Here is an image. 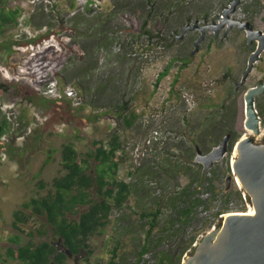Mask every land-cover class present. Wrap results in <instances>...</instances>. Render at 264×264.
<instances>
[{
    "label": "rangeland",
    "instance_id": "1",
    "mask_svg": "<svg viewBox=\"0 0 264 264\" xmlns=\"http://www.w3.org/2000/svg\"><path fill=\"white\" fill-rule=\"evenodd\" d=\"M3 1L20 15L18 26L0 35V47L2 43L12 45L13 49V55L9 56L0 49V83L18 87L8 94H0V119L4 116L16 119L20 111L28 109L30 120L21 119V127L15 126V135L9 134L1 139L6 143V151H0V200L5 201L9 191H14L17 196L9 207H0V216L6 227L3 226L6 231L0 234V254L4 252L6 242L13 239V232L17 231L14 229L15 213L32 198L51 194L53 181L64 175L61 165L63 146L73 143L85 155L92 151L95 141H107L114 134H118L122 142L118 180L130 185L132 193L121 210L114 209L110 224L91 238L92 255L83 264H111V251L118 241L117 264H137L138 253L148 242L149 221L152 220L151 217L137 220L133 225L137 214L161 211L159 224L150 239L155 247L144 256L143 263L158 264L161 253H174L179 242L186 245L195 238V247L223 223L225 215L248 213L253 209L235 179L229 190L226 186L227 178L233 175L237 143L244 137L254 136L245 128L244 101L247 92L259 81H264V53L247 84L236 90L258 43L249 48L247 34L238 28H233L225 38L226 28L217 38L208 31L200 44V51L193 55L194 42L200 33L191 30L183 40L178 38L183 31L182 25L203 28L220 23L223 9L230 7V1L234 0H156L161 13L150 19L148 28L153 30L156 23V30H159L165 24L164 35L173 37L174 32L178 34L174 40L169 38V45L173 47L157 50H151V42L146 36L133 37L125 23L126 16L130 14H141L142 19L145 17L146 11L137 9H141L138 6L146 0H98L100 4L92 9L95 18L104 15L103 25L105 16L116 13L111 17L107 41L97 45L90 58L97 62V70L93 74H84L82 67L85 62L80 61L82 54H75V64H70L69 70L64 72L58 62L52 61L51 54H46L47 50L39 55L40 51H32L29 45H18V42L26 43L28 40L26 29L46 28L47 31L38 38L53 32L55 35L48 41L47 48L54 47L57 54L63 51L59 41H65V50L73 39L77 40L75 50L84 46L93 48L100 37L102 23L91 21L79 25L74 38H68L71 32L61 30L62 20L67 21L75 13H84L91 8L86 0H37L35 4L31 0ZM255 2L241 0L231 18L248 22L253 19L256 29L264 31V16L259 17ZM42 11L52 18L49 24V18H44ZM66 27L71 29L70 25L66 24ZM87 29L89 32L85 35ZM95 34V39L88 40L89 35ZM131 43L135 46L132 47ZM184 59H189L188 65L181 68ZM168 66H171L169 74L158 82L160 74ZM56 73L60 74L62 82ZM51 81H57L61 90L73 87L78 92L80 86L83 106L75 108L65 102L58 104L44 96L43 90ZM102 85H110V88L92 99L90 93ZM88 87L92 90L85 91ZM23 90L28 93L26 96ZM120 94L125 95L124 101H131V111L140 118L134 128L127 129L123 122L115 120L119 118L118 112L113 114L114 118L100 117L108 113V106L115 102L111 103L110 97L118 98ZM115 103L119 104V100ZM203 103L209 106L206 109L208 114L216 111L217 115L223 114L238 137L232 152H228L208 172H204L202 165L195 166L196 146L207 154L227 134L206 142L200 138L201 135L203 137L202 130L197 131L196 127L207 114L200 108ZM259 105L264 109V95L257 98L258 112ZM93 116L97 121H93ZM261 118V136L254 137L258 143L264 142V116ZM231 144L232 138L229 150ZM47 159L50 163L43 167ZM40 183L47 185L46 188L40 189ZM191 205L194 213L190 222H179L181 212ZM224 211L229 213H224L223 218L220 213ZM40 227L38 221L31 220L20 229L35 233ZM51 235L49 233L48 237ZM189 253L191 251L184 258Z\"/></svg>",
    "mask_w": 264,
    "mask_h": 264
},
{
    "label": "trees",
    "instance_id": "2",
    "mask_svg": "<svg viewBox=\"0 0 264 264\" xmlns=\"http://www.w3.org/2000/svg\"><path fill=\"white\" fill-rule=\"evenodd\" d=\"M263 0H256L255 6L262 4ZM141 9H137L139 12L146 11L145 17L143 19L140 17L141 14L136 15H127L125 19V23L127 28L132 32L133 37H143L146 36L148 41L151 42L150 47L151 50H157L160 47H164L165 49L171 48L169 45V38L174 40L175 37H178L177 32H174L173 37H168V35H164L165 24L162 25V28L156 30L157 24L155 23V28L153 30L148 27L151 25L150 19H153V16L156 17V13H161L157 9L156 0H146L140 6ZM72 8H75V5L72 4ZM94 9L87 8L84 13H75L72 18L65 21L62 20L61 30L64 32H71L72 34H68V38H74L73 34L78 33L77 28L79 25L83 23H91V21L95 24L96 22L102 23V29L98 34L100 37L97 39V43H95L94 47L84 46L83 49L75 50L77 45V40L73 39L71 43H68V50H65L66 43L65 41H59V45L63 47V51L57 52L54 47L48 49L46 54H51L52 61H56L59 63V67H63L64 72L68 71L70 68V64H75V60L73 56L77 53L82 54L83 57L80 59L81 62H85L83 64V72L84 74H93L97 70V62L90 60L91 56L95 54L96 47L100 44L105 43L108 39L109 35V27L112 23L113 15L116 13L115 11L105 16L106 23H104V15L101 14L99 17H94ZM44 18L48 17L49 24L52 20L50 15H46L45 11H42ZM19 11L12 10L6 6L3 0H0V35L3 36L5 32L11 30L18 26V18ZM93 16L91 19L88 17ZM255 28H258L253 19H249ZM66 24L71 26V29L66 27ZM44 27V26H43ZM184 28L185 26L182 25ZM61 32V31H60ZM89 29L85 35H87ZM53 32H47L42 35L37 40H27L26 43L18 42V45H30V44H39L41 41H49L52 36H54ZM97 34L91 36L89 35L88 40L95 39ZM42 43V42H41ZM132 47L134 43H131ZM98 45V46H97ZM0 49L7 54L10 55L13 52L12 45H4L1 43ZM57 59L54 60V58ZM89 60V62L86 61ZM189 59L182 60V67L184 68L188 65ZM55 62V63H56ZM171 66H168L166 70L160 74L158 78V82H160L166 75L169 74ZM59 77L58 79L63 81L60 78V74L56 73ZM102 85L100 87L95 88L94 93H90V97L92 99H96L99 92H104L110 88V85L104 87ZM62 87H65L62 85ZM114 87V86H113ZM100 88V89H98ZM11 89H18V87H11L6 83H0V94L5 95L8 94ZM79 94H81L80 86L78 87ZM97 89V90H96ZM86 90H92V87L85 88ZM23 95L26 96L28 94L25 90H23ZM88 92H86V95ZM124 94H120V97L114 98L110 97L111 103L119 100V104L113 103L110 104L107 108L108 113L102 114L100 117H109L114 118L113 114L115 112L119 114V118L115 120L123 122L127 129L134 128L136 123L140 119L137 113L132 112L130 109L131 101H124ZM70 105L69 100L64 99L61 101H57ZM93 102L91 103V105ZM83 106V105H82ZM107 107V106H106ZM81 108V107H79ZM202 111H206L209 106L203 103L200 105ZM259 114L261 117L264 116V109L259 105ZM207 114L204 118H201V122L196 127V130H202L203 137L201 135L200 138L203 141H209V139L215 137H221L225 134H232V144L229 152L231 153L234 147V144L237 142V134L234 132L233 126L229 125L224 119L223 114L217 115L219 113L213 112ZM216 113V114H215ZM30 111L28 109L20 111L19 116L11 120L9 116H4L0 119V151H6V143L1 142V139L9 134L15 135V126L19 125L21 127V122L23 120L29 121ZM93 121H97V117L93 116ZM99 117V118H100ZM22 119V121H21ZM29 119V120H28ZM92 120V119H91ZM204 132H203V128ZM122 149V142L120 136L112 135L107 141H95L93 143V149L88 154H81L77 147L73 143L65 144L61 150V165L64 170V175L56 178L52 183V193L47 197L43 198H32L29 202L23 204V207L20 208L14 215V229L25 233L20 229L22 226H27L31 220L38 221L41 225L40 229L35 233H29V237L38 236L42 239L47 238L49 233L54 235V238L62 240L64 247L70 253L76 255L79 252H86L88 254H92L90 251V240L96 234H98L102 229H104L111 222V215L114 209L121 210L124 205L130 200V196L132 193L130 185L124 183L123 181L118 180V172L121 163V155L119 152ZM50 163V159H47L43 167H46ZM40 176V175H39ZM47 185L44 183H40V189H45ZM242 194V192H241ZM240 195L242 199V195ZM84 211L81 212V210ZM160 210L153 214L149 213H141L137 214L136 221H132L134 225L137 220H147L150 217L152 218L149 221V229H148V242L143 245L138 253V261L137 264L144 263V256L148 253L152 252V249L155 245L151 244L150 239L152 234L157 229L159 224ZM193 205L190 208L185 209L181 212L179 222L188 224L190 222L191 216L193 215ZM224 213H229V211H224L220 213L221 215ZM79 215V220H73L72 217H76ZM120 220V219H119ZM38 227V226H37ZM130 230V229H129ZM128 230V231H129ZM131 231V230H130ZM10 241H16L14 236ZM179 237H177L178 239ZM195 238H193L186 245L183 242H179L178 250L171 253L170 251H164L161 253V257L159 259L158 264H182V261L185 254L188 251H191L192 254L194 252L193 245L195 244ZM120 246V241L117 242V246L111 251V264H117L116 259L118 258V248ZM180 249V251H179ZM7 256L13 259H17L24 264H51L52 259L56 256V263L64 264L65 257L63 255L57 254L56 248L49 242L43 241L39 244L36 242L30 243L29 245L14 249L9 248L7 251ZM3 255L0 254V262L3 259Z\"/></svg>",
    "mask_w": 264,
    "mask_h": 264
},
{
    "label": "water",
    "instance_id": "3",
    "mask_svg": "<svg viewBox=\"0 0 264 264\" xmlns=\"http://www.w3.org/2000/svg\"><path fill=\"white\" fill-rule=\"evenodd\" d=\"M241 0L234 1L224 10L220 23L198 28L202 36L195 43L193 55L200 51V44L207 31L218 36L226 28L227 33L238 28L247 34L248 47L258 43L257 49L248 61V67L236 90L247 84L255 65L264 53V31L255 29L248 21L232 19ZM196 26L187 25L183 28L179 39L195 30ZM264 95V81L261 80L251 88L244 101L245 128L254 136L242 138L236 145L237 157L232 169L233 175L227 178L226 189L229 190L233 180L240 183L241 189L251 201L254 215L237 213L226 218L223 223L207 234L194 248V252L187 255L183 264H264V142L258 143L254 137L261 136L262 118L256 108L257 98ZM232 134L224 136L222 142L211 152L205 154L196 146L197 157L195 166L202 165L204 172H208L215 163L221 161L229 152ZM239 185V184H238Z\"/></svg>",
    "mask_w": 264,
    "mask_h": 264
},
{
    "label": "flooded vegetation",
    "instance_id": "4",
    "mask_svg": "<svg viewBox=\"0 0 264 264\" xmlns=\"http://www.w3.org/2000/svg\"><path fill=\"white\" fill-rule=\"evenodd\" d=\"M234 1H236V0H234ZM234 1H230V6H231V4ZM262 2H263L262 4H259L258 5V13H260L259 14V17L260 18H262L264 16V0ZM226 8L227 7H225L223 9V13H224V10ZM198 28L199 27L196 26L195 31L197 33H200V36L198 37V39H199L202 36V33L200 32V30H198ZM207 33H208V31L205 33V38L207 36ZM217 37L218 36H216L215 34H213V38H217ZM205 38H204V40H205ZM183 39H184V37L182 39H179V40H183ZM197 40L194 42V46H195V43L197 42ZM79 217L80 216L77 215L76 217L74 216L71 219L78 221L79 220ZM13 233H14L13 236H14V238H15L16 241H10L9 240V242H6L5 250H4V252L1 253V255H3L4 257H3L2 261L0 262V264H24V263H22L21 261H19L17 259H13V258H10L9 256H7L6 251L9 248H14V249L23 248V247H25V246L29 245L30 243H33V242H36L37 244H39V243H41V242H43L45 240L46 241H49L56 248L57 254L63 255L65 257L64 264H83V262L85 260L90 259L89 256L92 255V254H88L86 252H79L76 255L70 253L64 247L63 241L54 238V235L53 234L51 236L47 237V238L42 239V238H40L38 236H34V237L31 238V237H29V233L28 232L22 233V232L16 231V232H13ZM85 255L87 257H85ZM53 259L56 260V256H54ZM53 259H52V263L51 264H58V263L55 262V260L53 261Z\"/></svg>",
    "mask_w": 264,
    "mask_h": 264
},
{
    "label": "built area",
    "instance_id": "5",
    "mask_svg": "<svg viewBox=\"0 0 264 264\" xmlns=\"http://www.w3.org/2000/svg\"><path fill=\"white\" fill-rule=\"evenodd\" d=\"M37 0H31L32 4H35ZM87 3H89V6L91 8L98 7V4L100 2L98 0H86ZM47 29H41V30H34V29H26L25 32L28 35V39L35 40L37 39L41 34L46 32ZM48 46V41L44 40L41 44H38L34 46V44H31L30 47L32 48V51L39 50L43 51ZM57 81H51L47 84V87L43 90V94L46 97H49L53 100H64L67 99L71 102L72 106L75 108H79L82 106V97L79 95L76 89L73 87H68L64 90H61L58 86ZM225 214H222L221 217L224 218Z\"/></svg>",
    "mask_w": 264,
    "mask_h": 264
},
{
    "label": "crops",
    "instance_id": "6",
    "mask_svg": "<svg viewBox=\"0 0 264 264\" xmlns=\"http://www.w3.org/2000/svg\"><path fill=\"white\" fill-rule=\"evenodd\" d=\"M10 54L8 53L7 56H9ZM13 55V53H12ZM26 122H28L27 120H25ZM17 196V193H15L14 191H9L8 194H7V199L4 200H0V207H9L8 205L10 203H13L15 201V197ZM1 220H0V234L1 232L3 231H6V227L4 226V223H3V218L0 216ZM5 228H4V227ZM5 229V230H4Z\"/></svg>",
    "mask_w": 264,
    "mask_h": 264
},
{
    "label": "bare ground",
    "instance_id": "7",
    "mask_svg": "<svg viewBox=\"0 0 264 264\" xmlns=\"http://www.w3.org/2000/svg\"><path fill=\"white\" fill-rule=\"evenodd\" d=\"M48 49H50V47L47 48V49H44L43 51H40L38 54H39V55H42V54H44L45 51L48 50ZM248 132H249V134H252L251 131L248 130ZM237 184L240 185V183H239L238 180H237ZM233 214H237V213H230V214H227V215H225V218H228V217L232 216ZM247 214H248V215H254V214H255V211H254L253 209H251Z\"/></svg>",
    "mask_w": 264,
    "mask_h": 264
},
{
    "label": "clouds",
    "instance_id": "8",
    "mask_svg": "<svg viewBox=\"0 0 264 264\" xmlns=\"http://www.w3.org/2000/svg\"><path fill=\"white\" fill-rule=\"evenodd\" d=\"M186 27V26H185ZM37 39H39V38H37ZM37 39H35V40H37ZM28 40H32V39H28ZM42 42V41H41ZM41 42H39V44H41ZM31 45V44H30ZM29 45V46H30ZM35 45V44H34ZM38 45V44H37ZM36 46V45H35ZM55 101H61V100H55Z\"/></svg>",
    "mask_w": 264,
    "mask_h": 264
}]
</instances>
